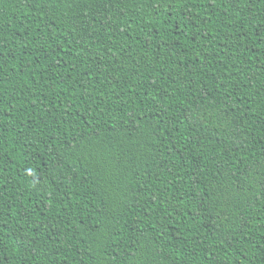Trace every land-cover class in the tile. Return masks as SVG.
I'll list each match as a JSON object with an SVG mask.
<instances>
[{"label": "trees", "instance_id": "trees-1", "mask_svg": "<svg viewBox=\"0 0 264 264\" xmlns=\"http://www.w3.org/2000/svg\"><path fill=\"white\" fill-rule=\"evenodd\" d=\"M0 264H264V0H0Z\"/></svg>", "mask_w": 264, "mask_h": 264}]
</instances>
